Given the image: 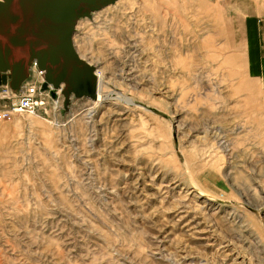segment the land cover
<instances>
[{"label":"rangeland","instance_id":"obj_1","mask_svg":"<svg viewBox=\"0 0 264 264\" xmlns=\"http://www.w3.org/2000/svg\"><path fill=\"white\" fill-rule=\"evenodd\" d=\"M251 15L264 24V0H115L79 18L73 47L108 97L64 108L41 88L43 105L0 120V264H264Z\"/></svg>","mask_w":264,"mask_h":264},{"label":"water","instance_id":"obj_2","mask_svg":"<svg viewBox=\"0 0 264 264\" xmlns=\"http://www.w3.org/2000/svg\"><path fill=\"white\" fill-rule=\"evenodd\" d=\"M113 1L0 0V85L18 88L34 59L43 70L41 88L52 97L58 90L64 108L70 96L92 97L95 68L75 51L72 33L79 18Z\"/></svg>","mask_w":264,"mask_h":264},{"label":"crops","instance_id":"obj_3","mask_svg":"<svg viewBox=\"0 0 264 264\" xmlns=\"http://www.w3.org/2000/svg\"><path fill=\"white\" fill-rule=\"evenodd\" d=\"M248 16L243 29V64L248 76L264 85V24Z\"/></svg>","mask_w":264,"mask_h":264},{"label":"built area","instance_id":"obj_4","mask_svg":"<svg viewBox=\"0 0 264 264\" xmlns=\"http://www.w3.org/2000/svg\"><path fill=\"white\" fill-rule=\"evenodd\" d=\"M43 70L37 67L36 61L34 59H30L29 64L27 66V77L31 75V77L35 78L31 83H26L25 85L23 81L20 83L18 88L10 89L7 85H2L1 96H6L7 93H13L17 95L16 100L9 105L7 109H0V120L4 118H8L13 113H32L41 105H43V99L38 97V93L46 92L41 89V83ZM25 78V79H26ZM49 90L47 91L48 94Z\"/></svg>","mask_w":264,"mask_h":264},{"label":"bare ground","instance_id":"obj_5","mask_svg":"<svg viewBox=\"0 0 264 264\" xmlns=\"http://www.w3.org/2000/svg\"><path fill=\"white\" fill-rule=\"evenodd\" d=\"M114 2V1H113ZM112 2V3H113ZM96 77H97V82H96V89L95 92L93 94V100L96 102H101L104 100V98L108 97V95H103L100 92V88H99V83H100V76L98 74V72L95 71ZM58 91V90H57Z\"/></svg>","mask_w":264,"mask_h":264}]
</instances>
